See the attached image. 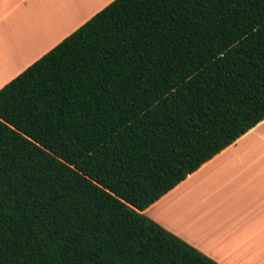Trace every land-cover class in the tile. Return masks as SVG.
I'll return each instance as SVG.
<instances>
[{
	"label": "trees",
	"instance_id": "1",
	"mask_svg": "<svg viewBox=\"0 0 264 264\" xmlns=\"http://www.w3.org/2000/svg\"><path fill=\"white\" fill-rule=\"evenodd\" d=\"M264 119V0H112L0 88V264H217L141 212Z\"/></svg>",
	"mask_w": 264,
	"mask_h": 264
},
{
	"label": "crops",
	"instance_id": "2",
	"mask_svg": "<svg viewBox=\"0 0 264 264\" xmlns=\"http://www.w3.org/2000/svg\"><path fill=\"white\" fill-rule=\"evenodd\" d=\"M112 0H0V88ZM217 264H264V119L141 212Z\"/></svg>",
	"mask_w": 264,
	"mask_h": 264
}]
</instances>
